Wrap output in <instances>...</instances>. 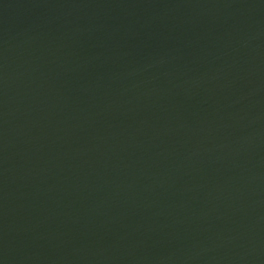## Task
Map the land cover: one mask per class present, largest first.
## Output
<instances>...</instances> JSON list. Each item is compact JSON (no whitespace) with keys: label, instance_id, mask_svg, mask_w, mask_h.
Instances as JSON below:
<instances>
[{"label":"water","instance_id":"1","mask_svg":"<svg viewBox=\"0 0 264 264\" xmlns=\"http://www.w3.org/2000/svg\"><path fill=\"white\" fill-rule=\"evenodd\" d=\"M0 264H264V0H0Z\"/></svg>","mask_w":264,"mask_h":264}]
</instances>
